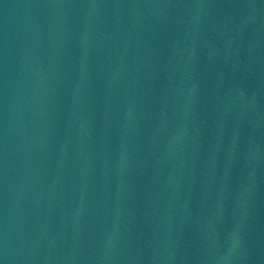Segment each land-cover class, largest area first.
<instances>
[{
  "label": "water",
  "instance_id": "1",
  "mask_svg": "<svg viewBox=\"0 0 264 264\" xmlns=\"http://www.w3.org/2000/svg\"><path fill=\"white\" fill-rule=\"evenodd\" d=\"M0 264H264V0H0Z\"/></svg>",
  "mask_w": 264,
  "mask_h": 264
}]
</instances>
